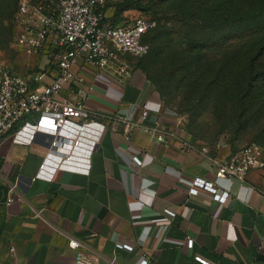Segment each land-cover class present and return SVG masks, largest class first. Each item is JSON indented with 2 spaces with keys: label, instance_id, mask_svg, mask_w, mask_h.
Here are the masks:
<instances>
[{
  "label": "crops",
  "instance_id": "1",
  "mask_svg": "<svg viewBox=\"0 0 264 264\" xmlns=\"http://www.w3.org/2000/svg\"><path fill=\"white\" fill-rule=\"evenodd\" d=\"M132 65V77L123 83L92 66L75 69L84 79L87 108L108 128L90 175L60 171L53 181L34 180L47 146L15 145L10 137L0 143V264H75L72 238L100 253L103 264L114 257L117 264L145 258L149 264H205L198 258L211 264H264V168L252 170L245 182H226L231 186L225 204L203 190L190 195L185 180L214 181L213 160L240 151L203 146L164 104L137 61ZM146 103L160 104L161 110L142 124ZM124 116L140 123L129 139L125 125L116 121ZM143 125L172 136L160 143ZM134 157L152 161L139 166ZM12 185L15 201L8 204ZM117 243L132 245L134 252Z\"/></svg>",
  "mask_w": 264,
  "mask_h": 264
},
{
  "label": "built area",
  "instance_id": "2",
  "mask_svg": "<svg viewBox=\"0 0 264 264\" xmlns=\"http://www.w3.org/2000/svg\"><path fill=\"white\" fill-rule=\"evenodd\" d=\"M110 0H20L13 16V25L19 45L34 54L50 59V68L30 77L8 70L0 61V143L10 137L12 143L31 146L42 142L47 146L37 177L53 181L60 171L90 175L92 158L107 132V125L98 114L87 108L88 96L82 89L84 79L76 73L79 66L95 67L123 83L132 77L131 58L142 59L150 52L144 37L156 26L150 18L138 16L127 24L114 25L110 20L116 8L107 9ZM160 112L161 105L143 106V124L152 111ZM116 121L126 127V139L140 123L127 117ZM145 132L160 143H166L171 134L159 126L143 125ZM190 149L191 146L185 144ZM139 166L151 163L134 157ZM217 167L214 181L196 178L186 181L189 193L199 196L201 191L212 194L213 200L227 203L233 179L245 182L254 169L264 168L263 148L253 143L240 153L225 160H213ZM149 186V185H147ZM12 185L8 204L15 201ZM170 216L175 213L167 210ZM128 252L129 244L117 243ZM194 241L188 242L192 248ZM69 247L78 251L75 264H103V256L70 239ZM205 264L208 263L199 259ZM108 264H117L116 257ZM139 264H149L147 258Z\"/></svg>",
  "mask_w": 264,
  "mask_h": 264
},
{
  "label": "trees",
  "instance_id": "3",
  "mask_svg": "<svg viewBox=\"0 0 264 264\" xmlns=\"http://www.w3.org/2000/svg\"><path fill=\"white\" fill-rule=\"evenodd\" d=\"M161 1L152 0V4H162ZM182 2L183 10L179 15L184 17L181 22L187 28L184 33L186 49L174 74L181 72L186 80L191 81V88H194L190 92H197L198 97L219 95L227 98L233 103L230 108H233L239 124L255 119L264 130V0ZM111 7H115L116 12L107 22L116 26L127 24L128 20L121 19V7L110 0L107 9ZM153 15L157 17V12ZM144 17L150 18L157 26V19ZM153 29L144 37L150 52L149 35ZM139 61L137 65L146 73ZM148 78L167 106L162 87L157 86L150 76ZM260 139L257 143L264 144V137Z\"/></svg>",
  "mask_w": 264,
  "mask_h": 264
},
{
  "label": "rangeland",
  "instance_id": "4",
  "mask_svg": "<svg viewBox=\"0 0 264 264\" xmlns=\"http://www.w3.org/2000/svg\"><path fill=\"white\" fill-rule=\"evenodd\" d=\"M121 7V19L130 20L138 16L154 17L157 12V26L151 31L149 41L151 52L139 61L146 73L162 87L170 111L180 117L187 132L208 149L227 146L233 152L260 143L264 130L255 119L238 123L230 108V101L219 95L198 97L190 92L192 83L183 74H174L175 66L182 59L187 28L182 24L184 17L182 0H112ZM19 0H0V61L10 71L30 77L50 68V59L44 54H34L22 48L12 24V16ZM143 7V8H140ZM154 38V39H153ZM225 88H227L225 86ZM222 98H225L222 99ZM258 144V143H257ZM264 151V144H260Z\"/></svg>",
  "mask_w": 264,
  "mask_h": 264
}]
</instances>
